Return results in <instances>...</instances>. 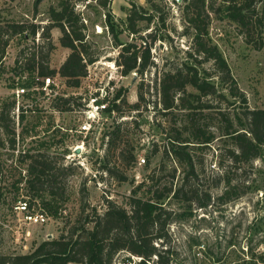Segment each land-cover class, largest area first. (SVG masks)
Wrapping results in <instances>:
<instances>
[{"label": "rangeland", "instance_id": "obj_1", "mask_svg": "<svg viewBox=\"0 0 264 264\" xmlns=\"http://www.w3.org/2000/svg\"><path fill=\"white\" fill-rule=\"evenodd\" d=\"M59 1L0 0V23L40 25L36 38L24 40L20 35L13 36L0 59V109L4 102L16 100L12 116L16 121L18 139L15 151L7 143L5 147H0V155L5 161L4 179L7 181L10 164L17 159L20 151L36 147L41 141H54L50 155L60 163L73 167L66 178L69 200L64 203L58 218L48 216L42 224L26 221L22 209L16 208L18 202L14 205L15 191L11 187L7 190L6 201L0 206V255L29 253L42 241L59 238L83 217L82 206L85 203L90 208L96 207L99 212L106 209V199L129 207L133 187L143 180H147L145 189L152 183L163 188L171 183H180L185 174L183 167L163 153L168 145L167 137L175 133L173 127L175 122L179 124L182 113L176 110L172 114H164L160 94L153 86L155 78H160L164 70L176 67L186 58L191 46L192 37L185 34L182 0L179 3L155 0L159 4L158 11H154L147 0H108L107 8L94 0L80 1L76 10L83 16L87 39L97 61L88 66V75L82 79L80 87H69L62 77L55 75L59 83L58 94L54 91L38 93L35 99H25L21 92L18 93L21 86H13L21 77L17 75L16 59L22 50L44 53L52 45L49 66L55 69L71 52L60 43V28L50 30V41L41 36L43 27L51 22L49 9L59 8ZM133 4L143 7L140 9L142 13L152 15L153 19L151 22L149 19L139 22L143 29L140 34L133 36L126 31L121 38L123 41L136 40L139 45H151L155 64L142 75L132 72L125 76L116 63L120 48L114 44L109 33L105 13L110 9L115 21L125 22ZM162 16L166 19L164 23ZM210 32L227 58L239 86L247 94L250 106L264 108V27L259 28L253 37L259 48L247 41L239 28L228 20L214 16ZM149 33H153V36H148ZM141 36L144 42L139 38ZM27 76L28 72L25 71L22 77ZM142 83L147 108L129 114L124 107L127 115L123 117H118L117 113L113 116L103 114V134L107 129H112L115 116L118 122H123L124 133L112 160L127 177V180L119 181L100 168L105 154L101 136L98 140L91 137L84 139V135L78 132L84 117L83 106L75 103L72 110L58 111L53 107V101L57 95H64L80 96L82 100L79 102H83L84 97L100 93L101 90L107 91L111 98L117 89L122 88L127 101L134 103L139 100L138 89ZM149 83L150 90L147 92ZM214 103L218 104V101ZM20 107L27 110V119L22 123L19 119ZM217 115L213 114L212 121L220 131L218 125L221 122ZM24 125L32 131L30 135L37 133V136L25 133L22 138L20 133ZM34 126L35 130H32ZM50 126L51 129L46 131ZM83 139L85 144L82 147ZM224 139L219 136L196 154L203 164L194 185L200 190L201 197L204 193L211 195V204L200 207L199 201H177L171 197L164 201L167 208L175 211L170 224V246L173 251L170 264H264V159L234 166L226 157L230 144ZM131 151L136 157L130 164L127 160ZM143 158L145 163L140 164ZM175 167L177 171L173 177ZM150 175L154 179L151 180ZM227 178L239 187L241 194L237 199L223 203L217 197L223 193ZM20 195L24 199L30 197L24 189ZM33 206V210L41 212L38 205ZM125 257V252L120 253L115 263H122Z\"/></svg>", "mask_w": 264, "mask_h": 264}, {"label": "trees", "instance_id": "obj_2", "mask_svg": "<svg viewBox=\"0 0 264 264\" xmlns=\"http://www.w3.org/2000/svg\"><path fill=\"white\" fill-rule=\"evenodd\" d=\"M80 1L83 0H60L59 8L51 7V22L43 27L44 31L41 33L44 39L50 41V30L53 27L60 28V43L71 50L65 61L56 69L49 66L52 45L44 53L24 49L16 59L17 75L21 77L13 86L31 89L36 84V74L59 75L67 86H81L82 79L88 75V66L97 61V57L87 39L83 16L76 10ZM94 1L104 8L108 6V0ZM147 2L154 11H158L159 4L155 0ZM174 2L179 3V0ZM180 4L185 20V34L192 37V43L186 58L176 67L164 70L160 78H155L153 86L160 94L164 114H172L176 110L182 113L179 124L175 122L176 125L172 126L175 133L167 137L168 145L164 147L163 153L183 167V180L163 188L152 183L145 189V179L133 187L129 207L106 199V209L99 212L96 207L90 208L85 203L82 206L83 217L67 233L59 238L42 241L29 253L0 255V264H115L117 255L122 252L126 253L124 261L130 262L129 264H150L152 261L153 264H170L173 258L170 224L175 211L167 208L164 201L171 197L177 201H199L200 207H207L212 200L209 193H204L201 197L200 190L194 185L203 164L196 157L197 151L210 146L222 136L230 144L226 149V157L234 166L264 159V108L250 106L247 94L239 86L227 58L210 32L214 16L228 20L239 28L247 41L259 48L260 45L253 41V37L259 28L264 27V0H182ZM142 8L133 4L125 22L115 21L110 9L105 13L106 26L114 44L120 48L116 63L125 76L132 72L142 75L155 64L151 45H139L136 40L123 41L121 38L126 31L133 36L140 34L143 30L139 26L140 21L149 19L151 22L152 15L142 13ZM161 21H166L164 16ZM39 27L36 23H0V59L5 55L13 36L20 35L24 40L36 38ZM148 36H153V33ZM139 38L144 42L143 36ZM208 63L210 66L207 67ZM25 71L28 76L23 78ZM148 90L150 83L147 85V92ZM145 92L142 83L138 89L139 100L134 103L127 101L122 88L117 89L111 98L107 92L103 100L107 102L105 113L113 116L115 112L118 117H123L127 113L141 112L143 107L147 108ZM38 93L44 91L30 90L22 96L25 99H35ZM81 98L57 95L53 107L58 111L72 110L75 103L83 106V102H79ZM216 100L218 104L214 103ZM15 106L14 99L4 102L0 109V147H5L7 143L14 151L18 142L16 121L12 116ZM124 107L128 110L127 113ZM26 112L25 108L20 107L21 123L27 119ZM213 114H218L220 131L214 127ZM50 129L51 126L46 131ZM31 132L24 125L20 136L24 138L25 133L30 135ZM123 133V122H118L115 116L114 126L102 136L105 154L100 168L119 181H125L127 177L112 160ZM30 136H37V133ZM53 143L55 144L54 141ZM53 143L41 141L36 147L20 151L17 159L10 164L7 181L4 179L5 161L0 155V206L6 201L7 190L11 187L15 191L14 205L25 200L30 209L33 205H38L47 216H60L64 203L69 200L66 178L73 167L60 163L50 155ZM135 157L131 151L127 162L131 164ZM176 171L177 167L173 168V177ZM150 178L154 179L153 175ZM23 189L30 197H20ZM240 194L239 187L227 178L225 189L217 198L227 203L237 199ZM133 256L140 260L134 261Z\"/></svg>", "mask_w": 264, "mask_h": 264}, {"label": "built area", "instance_id": "obj_3", "mask_svg": "<svg viewBox=\"0 0 264 264\" xmlns=\"http://www.w3.org/2000/svg\"><path fill=\"white\" fill-rule=\"evenodd\" d=\"M60 77L59 75H56ZM40 81V82H39ZM59 88V83L57 82L56 78L54 76H40L36 75V84L31 89L21 87L18 88V93L21 92V94L26 93L27 91L33 90V91H44V93H50L55 92L58 94L57 89ZM107 95V91L101 90L100 93H94L91 94L89 97L83 98V113L84 117L79 124L78 132L84 135V139H87L89 137L93 139H99L100 136L102 138L103 136V114L105 113V109L107 106V102H104V98ZM115 114V112L113 113ZM101 126V127H100ZM83 139L82 147L85 144V140ZM145 163V159H141L140 164ZM17 209H22V212H24V218L29 223H44L48 216L40 211H35L33 209H30L27 205V202L25 200L18 201V204L16 205ZM134 261L140 260L139 257H132ZM129 264L130 262L123 261L122 263H115V264ZM152 264V262H149Z\"/></svg>", "mask_w": 264, "mask_h": 264}]
</instances>
